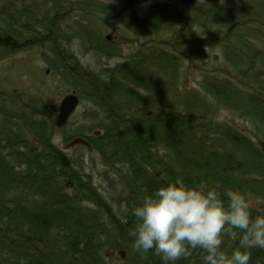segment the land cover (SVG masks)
Returning <instances> with one entry per match:
<instances>
[{"label":"trees","instance_id":"obj_1","mask_svg":"<svg viewBox=\"0 0 264 264\" xmlns=\"http://www.w3.org/2000/svg\"><path fill=\"white\" fill-rule=\"evenodd\" d=\"M178 1L122 0L117 11L100 0H0V59L38 48L48 71L94 103L83 135L129 194L114 204L55 145L48 106L0 91V264H119L108 250L125 252L124 264H202L199 248L168 261L132 246V208L169 182L239 190L264 213V0ZM96 18H118L138 38L191 36L175 50L150 38L123 54ZM76 40L94 64L71 49ZM215 46L221 65L203 69ZM189 60L203 70L184 89ZM234 231L225 251L239 246ZM250 264H264V249Z\"/></svg>","mask_w":264,"mask_h":264},{"label":"clouds","instance_id":"obj_2","mask_svg":"<svg viewBox=\"0 0 264 264\" xmlns=\"http://www.w3.org/2000/svg\"><path fill=\"white\" fill-rule=\"evenodd\" d=\"M252 208L239 190L169 182L132 208V246L168 261L199 248L202 264H250L251 250L264 249V213L254 215ZM234 230L239 246L225 251L224 238L236 236Z\"/></svg>","mask_w":264,"mask_h":264},{"label":"rangeland","instance_id":"obj_3","mask_svg":"<svg viewBox=\"0 0 264 264\" xmlns=\"http://www.w3.org/2000/svg\"><path fill=\"white\" fill-rule=\"evenodd\" d=\"M104 2H114L115 9L121 10L122 0H100ZM118 1L120 3H118ZM170 1V0H168ZM174 3L182 5L178 0H171ZM120 4V5H119ZM77 12H74L76 14ZM114 14H111V16ZM106 16H103L105 18ZM97 25H102L103 35L111 32V40H115L118 48H120L123 54H129L140 42L146 43L150 40L161 43L164 41L171 49L175 50L176 46L185 44L184 40L191 36L189 32H184L182 26L181 32H177L172 28L165 35H153L154 37L138 38L137 36L126 31L121 25V21L118 18H113L112 22L104 23L103 19H95ZM116 29H112V27ZM196 33L199 34V39H202L205 35L204 29L196 27ZM127 38L128 40L126 41ZM141 39L142 41H140ZM71 49L84 61L85 64H94L96 58L92 54V51L83 49L82 43L79 40L74 41L71 44ZM217 46L208 49L206 58L208 61L205 63L203 69L215 71L216 66L221 65L220 56L217 54ZM38 48L33 47L23 48V50L14 51L11 55L4 56L0 59V91H7L13 93H19L24 101H27L28 97L32 98V102L41 104L42 106H48L53 115V121L55 122L57 103L63 95H67L70 90L68 82L63 81L59 73L55 75L46 70L44 62H42ZM86 52V53H85ZM212 52L214 57L210 59ZM215 58V59H214ZM211 60V61H210ZM114 60H110L112 63ZM102 63H106L105 59H102ZM190 64V73L184 72L182 78V88L192 87L195 88V77H198L199 73L203 69L196 67L192 60L188 62ZM203 63V62H201ZM194 64V65H193ZM100 65V64H98ZM105 65V64H102ZM40 90L42 94L40 93ZM75 109L70 113L68 119L62 126L58 127L53 133L52 137L56 146L62 148L69 156L75 158V162L78 167L88 172L91 177L94 178V182L100 188L108 198H111L114 204L117 201H124L128 196V192L120 182V178L116 176L115 172L104 166L99 159L96 151L85 140L84 133H87L90 127V121L93 120V107L94 103L90 100H84L80 98L77 102ZM220 117L231 120L236 126L242 127V119L231 116L228 111L221 110ZM72 136V137H69ZM69 137V138H68ZM68 138V139H67ZM110 257L113 261H118L119 264H124L126 260V253L120 250L106 252V257Z\"/></svg>","mask_w":264,"mask_h":264},{"label":"water","instance_id":"obj_4","mask_svg":"<svg viewBox=\"0 0 264 264\" xmlns=\"http://www.w3.org/2000/svg\"><path fill=\"white\" fill-rule=\"evenodd\" d=\"M78 98L73 93H68L59 102V107L57 111V117L55 120V125L62 126L68 119L70 113L75 109L78 104Z\"/></svg>","mask_w":264,"mask_h":264}]
</instances>
